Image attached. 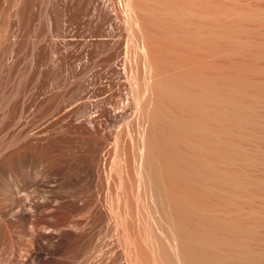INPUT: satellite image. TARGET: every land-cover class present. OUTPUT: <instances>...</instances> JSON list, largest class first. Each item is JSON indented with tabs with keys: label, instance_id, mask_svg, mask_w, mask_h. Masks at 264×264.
Wrapping results in <instances>:
<instances>
[{
	"label": "rangeland",
	"instance_id": "rangeland-1",
	"mask_svg": "<svg viewBox=\"0 0 264 264\" xmlns=\"http://www.w3.org/2000/svg\"><path fill=\"white\" fill-rule=\"evenodd\" d=\"M154 1L0 0V264L166 263L138 213L128 131L141 116L127 14Z\"/></svg>",
	"mask_w": 264,
	"mask_h": 264
},
{
	"label": "bare ground",
	"instance_id": "bare-ground-1",
	"mask_svg": "<svg viewBox=\"0 0 264 264\" xmlns=\"http://www.w3.org/2000/svg\"><path fill=\"white\" fill-rule=\"evenodd\" d=\"M154 2L127 14L138 213L167 264H264V0Z\"/></svg>",
	"mask_w": 264,
	"mask_h": 264
}]
</instances>
